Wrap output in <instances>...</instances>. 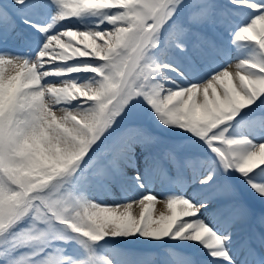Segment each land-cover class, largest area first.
<instances>
[{
  "label": "snow or ice",
  "instance_id": "snow-or-ice-1",
  "mask_svg": "<svg viewBox=\"0 0 264 264\" xmlns=\"http://www.w3.org/2000/svg\"><path fill=\"white\" fill-rule=\"evenodd\" d=\"M0 264H264V0H0Z\"/></svg>",
  "mask_w": 264,
  "mask_h": 264
},
{
  "label": "bare ground",
  "instance_id": "bare-ground-1",
  "mask_svg": "<svg viewBox=\"0 0 264 264\" xmlns=\"http://www.w3.org/2000/svg\"><path fill=\"white\" fill-rule=\"evenodd\" d=\"M231 63L233 64V69L232 70H235V64L237 63V61L233 60ZM136 211L138 213L139 209H136ZM155 211L157 213H159L161 211H166V206H165L164 200H158V202L156 203Z\"/></svg>",
  "mask_w": 264,
  "mask_h": 264
}]
</instances>
